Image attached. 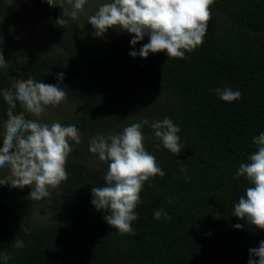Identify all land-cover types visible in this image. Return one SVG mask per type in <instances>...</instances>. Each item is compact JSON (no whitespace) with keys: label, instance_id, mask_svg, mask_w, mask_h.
Returning a JSON list of instances; mask_svg holds the SVG:
<instances>
[{"label":"trees","instance_id":"trees-1","mask_svg":"<svg viewBox=\"0 0 264 264\" xmlns=\"http://www.w3.org/2000/svg\"><path fill=\"white\" fill-rule=\"evenodd\" d=\"M17 2L0 0V50L7 62L0 68V92L11 91L13 81L56 84L55 74L63 72L66 99L51 123L75 125L81 142L72 143L68 179L50 186L54 212L48 219L37 217L41 199L28 196L29 186L0 189V255L9 256L7 264H247L264 230L232 216L249 186L234 177L255 151L252 137L264 131V0H214L204 42L183 59L163 51L132 58L131 35L109 36L112 29L103 35L108 39L84 44L61 1L50 7L31 0L35 17L22 16ZM25 19L57 50L23 51L15 37L27 30ZM85 28L94 32L88 20ZM217 87L239 89L242 96L221 101ZM8 112L0 100V128ZM164 117L179 125L185 146L174 156L144 126L145 148L166 174L145 182L135 232L121 235L90 203L91 188L105 183L107 163L89 152V140L142 118ZM6 181L0 173V183ZM159 209L171 220L154 219ZM237 223L242 230L233 228ZM16 238L24 247L14 246Z\"/></svg>","mask_w":264,"mask_h":264},{"label":"clouds","instance_id":"clouds-1","mask_svg":"<svg viewBox=\"0 0 264 264\" xmlns=\"http://www.w3.org/2000/svg\"><path fill=\"white\" fill-rule=\"evenodd\" d=\"M72 10L65 15L76 18L84 9L87 0H70ZM30 4L31 0H25ZM214 0H106L101 3L88 24L97 37H102L110 29L126 31L131 35L128 54L132 58H147L150 54L163 51L168 58H185V53L195 51L204 42L211 19L210 5ZM50 7L59 6L58 0H43ZM145 36L148 42L138 50L135 45ZM3 37L0 36V43ZM7 62L0 50V68ZM56 84L31 81L27 84L13 81L11 91L0 92V100L9 109L8 123L0 128V173L10 170L12 179L0 183V189L30 187L28 196L40 200L49 195L48 187H56L68 179L65 165L72 151V143L79 144L81 135L75 125L60 122L41 123L38 119L47 106L56 107L66 99L65 88L60 87L64 73L55 74ZM221 101H238L242 93L230 87L214 89ZM18 108L25 115L17 117ZM31 114L37 119H29ZM147 125L152 135L164 149L174 156L184 148L178 135L181 129L172 119L149 121L142 118L131 123L122 131L108 135L97 134L90 138L88 150L107 163L103 176L104 185L91 188V201L97 211L107 213L103 219L119 234H134L132 223L138 220L135 211L141 201L145 182L166 173L159 166L156 157L146 150L143 132ZM255 151L239 164L236 179L244 177L249 186L233 206L232 216L244 220L249 225L264 230V131L252 137ZM186 172V169H181ZM190 177L185 176L187 182ZM172 203L171 200L168 201ZM153 218L170 221L171 216L163 209L155 210ZM243 224L233 225L242 230ZM210 234V233H209ZM14 246L24 247L18 238ZM247 264H264V240L258 247L250 248ZM258 258V259H256ZM9 256L0 255V264H7Z\"/></svg>","mask_w":264,"mask_h":264},{"label":"rangeland","instance_id":"rangeland-1","mask_svg":"<svg viewBox=\"0 0 264 264\" xmlns=\"http://www.w3.org/2000/svg\"><path fill=\"white\" fill-rule=\"evenodd\" d=\"M9 2H17L16 0H8ZM63 4H65L69 10H72V3L70 0H59ZM106 2V0H87L86 4L84 5V9L79 12L78 16L76 18H73V23L78 26L79 32H80V40L84 44H97L100 43L106 39H108L109 36H113L116 34H128L126 31L120 32L118 30L112 29L111 33L109 36H102V37H97L95 36L93 31H90L89 29L85 28L86 20H88V17L90 15H93L97 8L100 6L101 3ZM17 9L19 13L23 16H30V17H35L34 13L35 9L32 7L30 4H26L24 1H18L17 2ZM24 24L27 27V30L24 28L22 29L23 32L20 33V39L15 37V40H19L21 42L20 48H22L23 51L28 50V52H34L36 53H42L46 51H55L57 50V47L55 44L42 32L40 31L37 27L34 29L32 28L31 22L29 19L24 20ZM148 37L145 36L143 40H147ZM61 104L60 105L53 107V106H47L46 111L39 117L43 121H46L48 123H51L54 121L55 117L58 115L59 111L61 110ZM3 175V178L6 180H11L12 174L10 170H5L4 172L1 173ZM30 187H34L30 186ZM50 190V186L48 187V191ZM54 212V207L50 203L49 198L44 197L41 199L40 205L37 207L36 213L37 217L40 219H48L52 213Z\"/></svg>","mask_w":264,"mask_h":264}]
</instances>
